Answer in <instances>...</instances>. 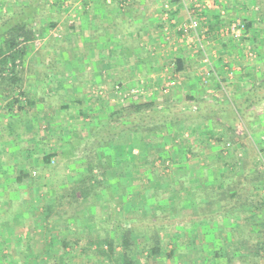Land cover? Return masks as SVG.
<instances>
[{
  "label": "crops",
  "instance_id": "0c3cea01",
  "mask_svg": "<svg viewBox=\"0 0 264 264\" xmlns=\"http://www.w3.org/2000/svg\"><path fill=\"white\" fill-rule=\"evenodd\" d=\"M159 1L48 0L54 3L48 13L64 16L57 22L63 25L62 30L58 28L66 37L62 41L65 48L62 45L56 50L49 66L41 64L43 60L33 46L31 54L25 56L23 60L31 68L23 83L28 108H24L26 103L18 100V95L13 97L20 113L10 110L14 107L12 98L5 97L7 88L0 84V264H123L124 232L129 236L127 252L135 257L136 264H264L259 253L264 241V202H256V193L252 195L253 202H211V224L190 218L186 223L194 225L192 229H184L182 214L178 212L177 221L172 222L174 231L166 237L159 231L154 244H149L150 237L144 232L129 230L130 214L144 218L166 214L180 202H131V197L140 191L137 182L141 176L135 170L141 150L140 144V148L135 145L138 135L123 132L104 146L110 138L99 130L108 121L106 112L120 105L160 103L183 91L194 97L191 106L201 109L205 103L208 105L205 106L215 123H211L213 136L219 125L216 116L227 110L221 104L225 105L228 94L236 98L254 85L264 88V57L247 60L241 47L242 41H252L247 40L248 34L217 38L208 53L204 47L210 58L209 67L202 62L196 47L164 41L160 4H156ZM29 2L0 0V11L21 16ZM221 4L231 9L239 5L234 0ZM39 12L36 6L34 14ZM174 12L177 22L182 23L185 10L181 2L174 5ZM217 14L209 12L211 21L218 19L214 18ZM233 18L238 19H229ZM35 26L32 25L33 45L48 41L50 33H55L48 26ZM6 28L0 24V34ZM263 40L259 42L264 44ZM52 45L53 48L55 44ZM259 111L264 112V98L253 112ZM202 122L192 127L199 126L198 131H202ZM222 123L220 133L228 125L224 119ZM209 124L205 126L208 128ZM13 125L17 127L15 131ZM185 126L190 127L182 122L177 127L183 131ZM169 133L170 130L164 132L159 148H163ZM93 140L94 147L102 150L97 158L99 164L87 161L86 145ZM120 142L123 145L118 147ZM210 142L212 160L219 155V147L212 139ZM113 147H117V152ZM241 149L240 154L244 155L246 149ZM157 150L156 146L145 145L144 158ZM162 150L171 156L167 154L171 153L168 145ZM178 153L176 149L179 156ZM53 158L55 166L51 165ZM108 160L112 164H107ZM105 163L112 170L105 168ZM112 171L122 176L111 177L113 202H98V195L88 196L90 186L96 185L93 179ZM220 175L226 188L232 185V176H226L227 168L211 167V183L222 184ZM118 182L127 193L123 202L117 201ZM160 189L162 192L167 187ZM259 195L264 198L263 192ZM89 197L95 201L88 202ZM198 205L181 202L179 206L197 210ZM206 224L211 225L210 230L202 229Z\"/></svg>",
  "mask_w": 264,
  "mask_h": 264
},
{
  "label": "rangeland",
  "instance_id": "374dc122",
  "mask_svg": "<svg viewBox=\"0 0 264 264\" xmlns=\"http://www.w3.org/2000/svg\"><path fill=\"white\" fill-rule=\"evenodd\" d=\"M223 1L228 0H222V3ZM35 2H37L35 6H38L40 10L39 14L34 16L33 24L36 25L35 28L48 26L54 30L53 32L55 33L51 32V37H48V41L41 42L40 45L37 44V46L32 44L33 39H35L34 36L30 42H27L29 50L25 55L29 56V54H31L33 46L35 50L38 49V52L36 53L37 56L41 57L43 60L41 64L49 66V64H51L53 61L54 54H57L56 50L62 49V45H64L65 48L66 45L62 42L64 39H66V37L63 38V32H59L60 29L58 27L60 24L57 22L58 18L63 20L64 16L49 14L48 8H50L54 3L51 4L48 2V0H35ZM234 2L235 4H239L237 8L232 7L231 9V7L229 8L227 5H219L220 10L225 13L224 19H229L232 16L238 18L241 21L250 18L252 24L250 27L246 26V34H248L247 40L252 41H249L248 43L242 41V50L244 51V55L247 57V60H249V58H254L253 56H256L254 58L255 60L259 57H264V44H262V41L259 42V39L264 38V8L262 9L264 0H234ZM216 16H218V19L212 18L214 20L211 21V25L213 26L221 23L222 20L220 13H218ZM15 19H17V15L5 14V12L0 11V24H7L6 26L9 27L14 24ZM60 28L62 30L63 25L60 26ZM41 33L43 34V32ZM214 41H218L215 35L209 38V42L206 46L207 53L210 49L208 47H210V44L214 43ZM56 42L59 43L57 44ZM53 43L55 45L52 48L51 46H53ZM0 44L2 43L0 42ZM16 66L17 70L20 72L18 73L20 76L18 78L21 79L22 77L20 82L14 88L10 87L11 81L8 80L4 82V79H2L1 84L2 87L4 86L8 90L12 89L10 94L5 96L12 98L11 102L16 99L13 97L18 95V100H21L22 103H26L28 102V98L24 93L25 89H23V83L25 74L27 75L30 73L31 68L29 69V66H26L24 60L16 61ZM10 67L11 66L8 64L5 71H3L2 76L8 77L11 75L10 72H8ZM232 75L234 78L235 74L232 73ZM257 87L258 86L255 85L252 86L249 91L236 98H234L233 95L228 94V98L226 97L225 100V105L221 104L224 109L227 107V110L224 111L222 118L227 124L235 126L236 134L233 135V138L230 141L228 140L225 143L217 142L215 139L213 140L216 142L215 145L219 147V155H217L216 158L212 160L211 148L213 145L210 142V132H207L206 130L211 131V123L212 126H215V123L214 121H211V119H207L210 121V126L207 128L205 124L207 125L208 121L206 120V122L203 120L204 118H202V115H206L208 110H199L198 106H191V102L187 100L188 94L186 95L183 91L174 93L173 96L164 99L166 101L165 103L173 105L174 107L171 108L173 114L171 115V121H173V125L169 127L171 134H168L169 137L167 142L164 141L165 143L163 144V148L165 145H168L171 149V153L173 151L175 152L172 154L167 153L171 155L167 156V160L169 162L165 161L164 163H161L160 160H155V155L159 153L156 152L150 157L145 156V158L142 159V161H145L144 163L139 162L136 164L135 170L141 176L139 177L140 182H137L138 190L140 189V196L137 191V194H135L136 196L131 197V202H145V200L149 198L151 199L150 201H152V198H154L155 202H160L159 200L162 199L161 201L163 202H180V204L181 202H198L199 205L196 207V210L191 207L182 209V207L179 206L180 204H176L170 209V212L165 211L166 214L156 213L154 216H146L145 218L141 215L139 216L138 214H130L128 217L130 231H135L137 233L144 232L147 237H150L148 239L149 244H154V240L159 231L162 233V236L165 235L164 237L170 235L174 231L172 222L177 221L175 218H177L178 212L182 214L181 216L183 218L184 229H192L194 225H187L186 223V221H188L190 218L204 219L206 220V223L211 224V202H249L248 191L251 189H254L253 194L256 193L255 195L259 202H264V198L262 196L260 197L259 195L260 192H263L264 195V186L262 183L258 182L260 177H257L256 174L257 170H259L260 173L264 170V112L262 113V111H259V114L253 112L255 111L256 105L261 102L262 98H264V88L258 89ZM23 105L24 108L27 109L29 103ZM205 105L207 104L205 103L202 107H205ZM17 108L18 107L14 105V107H12L10 110L16 109V112L18 110V113H20V110ZM24 108L21 109L24 110ZM10 110L7 109L5 113L8 114ZM107 114H109V110L106 112V115ZM181 122L190 127L185 126L183 127L182 131L179 127H177L178 123ZM201 122L204 124L202 131H198L199 126L192 127L194 124ZM109 126H112L110 129H113V127L115 128L116 124H111L107 121L105 128H101L99 131L102 132L103 130L105 132ZM13 127V130L15 131L17 127L14 125ZM162 128L163 136L164 132H166L168 128ZM254 128H257L258 132H255ZM179 132H181V134H179ZM198 133H202L203 135ZM177 138H179L177 141L179 142L178 144H176ZM93 142L94 140L92 143L86 145V156L88 158L87 161L90 163H98L97 158L101 154L102 150L100 149L99 151V146L94 147L95 144H93ZM117 144H119L117 145L118 147L123 145L121 142ZM112 146H115V144ZM241 147L246 149L245 151L243 150L245 152L244 155L240 154V151H242ZM176 149H179V156L176 154ZM112 150L117 152V147H113ZM118 151L121 155L120 148ZM51 165H57L54 158L51 160ZM213 166L215 168H227L228 175L226 176H232L230 179L232 180V185L226 188L223 185L225 182L221 176L220 178L223 179L221 181L222 184H219L220 182H218L217 185L211 183V167ZM112 172L113 173L110 174H117L118 179L122 177L117 171L116 173L114 171ZM99 177L102 178V181L99 180ZM93 181L96 185L93 187L90 186V189L87 192L89 193L88 196L96 197L98 195L99 198L96 199L98 202H113L110 196L113 192V182L111 184V178H109L107 175L98 176V178L93 179ZM251 181L253 182L249 183ZM117 184H120V182ZM151 184L155 186L154 189H152ZM163 185H165L167 189L161 192L160 188H162ZM148 186H150L151 192ZM119 187V198H117V201L123 202V199L126 197L125 195L127 193L124 194L123 184H120ZM91 197H89L88 202L95 201V199ZM137 198H141V200H138ZM71 202H73V200H71ZM7 204L9 205L10 202H7ZM32 209L33 208H31V210ZM162 224H165L166 227L160 226ZM204 228L205 230H210L211 225L208 226L206 224L205 227H202V229ZM124 233L127 234L126 232ZM2 239L3 234L0 233V251L2 248Z\"/></svg>",
  "mask_w": 264,
  "mask_h": 264
},
{
  "label": "trees",
  "instance_id": "16d2710c",
  "mask_svg": "<svg viewBox=\"0 0 264 264\" xmlns=\"http://www.w3.org/2000/svg\"><path fill=\"white\" fill-rule=\"evenodd\" d=\"M37 2L35 0H30L27 7H25L26 11L23 12L21 16H17V19H15L14 24L12 26H7L5 30H2V33L0 34V84L1 80L5 82L6 80L11 81L10 87H15L21 79L18 77L20 73L17 70L16 61H21L25 58V54L29 50V46L27 45V42H30L33 39V36L35 35V31L32 29L33 20H34V9ZM264 8V5L262 6V9ZM218 17V16H214ZM245 21V26L250 27L252 22L248 19L243 20ZM210 20V29H214L215 26L211 25ZM7 25V24H6ZM179 62V61H178ZM10 65L8 72H10V76H2L3 71H5L7 65ZM180 68V64L178 66V69ZM5 77V78H3ZM262 88V86L257 87ZM12 89L8 90L7 93H3L5 96H8ZM187 100L190 102H194V98L192 96H187ZM166 101L163 100L160 103H154L153 101L150 102H139L134 104H126V105H120L118 107H113L109 109L108 114V122L111 124H116L115 128L110 129L112 126H109L108 129L105 130V133H107V137L110 138L107 140V142H104V146L109 145V142L113 140L116 137H119L123 132H132L138 135V137L135 139L136 146L140 144L141 150L139 152L138 160L140 163H144L145 161H142L144 158V147L145 145H153L156 147L161 146L160 140L163 139L162 131L163 128H168L167 131L170 129L173 125V121H171V115L172 111L171 108L174 107L173 105L165 103ZM17 100H13L11 102V105H16ZM199 107V106H198ZM206 107V106H205ZM205 107H201V109H207ZM199 109V110H201ZM211 113V112H210ZM209 112L206 113V115H202L203 120L206 121L207 119H212L213 116H211ZM153 115V116H152ZM216 115V114H215ZM217 124L222 125L223 118L221 115L216 116ZM173 119V118H172ZM215 119V118H214ZM209 120L206 122L209 124ZM210 125V124H209ZM215 129V135L211 136V131L209 133V137L212 140H216L220 143H225L226 141H230L233 138V135L236 134V128L233 125H225V129L222 133H220L218 130L220 129L219 126ZM215 136V137H214ZM210 139V140H211ZM225 139V140H223ZM149 142V143H147ZM165 143V142H164ZM139 147V146H138ZM139 147V148H140ZM177 147V145H176ZM163 148H158L156 152H159L157 155H155V160H160L161 163H164L165 161L169 162L167 160V156L163 153H166ZM142 152V153H141ZM143 155V157H142ZM141 160V161H140ZM98 164L100 163L99 160ZM111 163L109 160L107 161V164ZM105 163V168L108 170L111 169L112 166H107ZM93 166V165H90ZM95 166V165H94ZM117 169V168H116ZM112 170V169H111ZM257 177H260L259 183H262L264 186V170L260 173L259 170L256 171ZM104 175H107L109 178L112 177L110 173H104ZM223 177V175H220ZM253 181L249 182L252 183ZM254 192V189H251L248 191V201L253 202L252 194ZM195 193V192H194ZM252 193V194H251ZM89 194V193H87ZM217 198V196H216ZM153 202H155V199L152 198ZM151 199H146L145 202H150ZM160 199L159 201H161ZM216 202V201H214ZM259 202V201H258ZM124 237H127V234H123ZM123 238L121 242V248L123 249L122 256H123V264H136L135 257L127 252L128 247H130L129 239ZM109 247V246H108ZM156 251H158L157 248H155ZM262 251V252H261ZM261 251L259 250L260 255L264 258V241L261 247ZM111 252V249L109 250ZM132 253V252H131Z\"/></svg>",
  "mask_w": 264,
  "mask_h": 264
},
{
  "label": "built area",
  "instance_id": "2783aa9c",
  "mask_svg": "<svg viewBox=\"0 0 264 264\" xmlns=\"http://www.w3.org/2000/svg\"><path fill=\"white\" fill-rule=\"evenodd\" d=\"M127 2L130 0H126ZM152 1V0H150ZM148 2V1H147ZM181 2L185 10V19L177 22L174 5ZM222 0H160V25L161 34L165 42L176 43L179 46H187L199 49L201 60L210 67V58L206 55L205 48L211 35L217 38H241L246 34L245 22L239 19H224L225 13L219 10ZM226 6V5H224ZM220 13L221 23L210 29L209 12ZM210 71L205 73L208 77ZM232 75V72H230Z\"/></svg>",
  "mask_w": 264,
  "mask_h": 264
}]
</instances>
